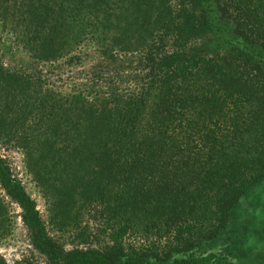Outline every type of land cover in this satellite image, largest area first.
<instances>
[{"label":"trees","instance_id":"16d2710c","mask_svg":"<svg viewBox=\"0 0 264 264\" xmlns=\"http://www.w3.org/2000/svg\"><path fill=\"white\" fill-rule=\"evenodd\" d=\"M87 60L78 86L41 77ZM6 143L51 223L84 212L105 239L63 247L0 156V189L42 255L0 264H245L264 242V211L255 234L249 202L234 219L264 178V0H0ZM11 222L0 196V241Z\"/></svg>","mask_w":264,"mask_h":264},{"label":"rangeland","instance_id":"374dc122","mask_svg":"<svg viewBox=\"0 0 264 264\" xmlns=\"http://www.w3.org/2000/svg\"><path fill=\"white\" fill-rule=\"evenodd\" d=\"M19 58L22 62H28V58L20 52H15L14 56H7L5 60L10 59V61L14 63ZM90 62L91 61L87 60L83 63L79 62L71 64L70 66L66 65L59 73H56L55 70L51 71L40 66V74L44 83L60 85L67 88L75 87L78 86V83L82 82L83 77L87 75L83 67L87 68ZM0 156L5 157L10 166L11 173L20 180L25 191L33 198L38 214L48 233L55 237L63 247L96 246L104 241L105 233L101 231L102 226L99 220L84 212L81 216L78 215L77 221H73L71 225L66 224L62 229L51 223L49 221V211L44 198L23 166L20 150L10 145V143L0 144ZM0 196L6 201L12 219L9 233L0 241V255L9 263L23 256L29 257L31 261L41 263L42 255L37 252L29 241L28 231L20 218V208L16 203L9 200L1 189ZM240 201L241 202L236 208L242 211V213L238 215L239 213H237V210L234 212L235 223L240 225L243 220L246 221V215L243 213L245 209L241 205L242 202H249L250 205H253V214H255V216L259 215V217L253 218L246 227H249L250 230L247 231H249L250 234H255V228L258 227L264 211V178L260 183L250 188ZM241 207L243 208L241 209ZM240 216L242 217V221L240 220ZM130 239L132 241L142 242L141 239L136 236H132ZM255 247L258 248L255 249ZM255 247L248 248L249 251L242 250L244 253L243 263L256 264L261 259L264 260V242L256 241Z\"/></svg>","mask_w":264,"mask_h":264}]
</instances>
